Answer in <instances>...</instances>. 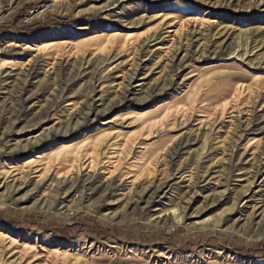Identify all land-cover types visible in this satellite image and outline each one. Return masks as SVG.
Returning a JSON list of instances; mask_svg holds the SVG:
<instances>
[{"label": "rangeland", "instance_id": "1", "mask_svg": "<svg viewBox=\"0 0 264 264\" xmlns=\"http://www.w3.org/2000/svg\"><path fill=\"white\" fill-rule=\"evenodd\" d=\"M0 264H264V0H0Z\"/></svg>", "mask_w": 264, "mask_h": 264}]
</instances>
